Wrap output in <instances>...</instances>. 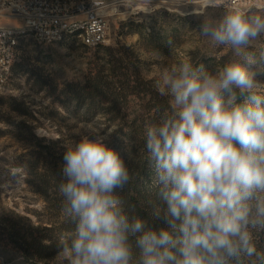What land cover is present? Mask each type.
Returning a JSON list of instances; mask_svg holds the SVG:
<instances>
[{
  "label": "clouds",
  "instance_id": "9594fccd",
  "mask_svg": "<svg viewBox=\"0 0 264 264\" xmlns=\"http://www.w3.org/2000/svg\"><path fill=\"white\" fill-rule=\"evenodd\" d=\"M201 31L242 56L264 32V17L230 14ZM155 88L169 97L170 112L146 124L143 138L163 202L154 215L166 226L129 218L115 194L129 180L123 160L106 136H83L62 156L58 191L73 222L72 236L60 238L67 264H133L130 236L138 264L264 255L253 243V230H264V94L254 75L238 61L214 74L182 62L165 69ZM236 90L247 94L243 103Z\"/></svg>",
  "mask_w": 264,
  "mask_h": 264
},
{
  "label": "rangeland",
  "instance_id": "374dc122",
  "mask_svg": "<svg viewBox=\"0 0 264 264\" xmlns=\"http://www.w3.org/2000/svg\"><path fill=\"white\" fill-rule=\"evenodd\" d=\"M60 1L102 2L99 12L108 28L100 47L84 46L75 40L41 45L31 36L19 40L9 93L0 92V218L13 211L28 219L24 220L28 230L29 224L37 226L44 221L46 203L29 183L22 156L43 146L55 151L66 149L83 136L108 138L105 132L113 123L100 113L85 115L62 92L67 84L84 81L97 64L108 67L104 47H121L119 55L133 62L138 74L153 88L165 69L182 62L191 63L197 72L214 74L224 64L238 61L254 75L264 94V32L249 41L245 55L237 56L230 46L217 44L201 31L202 25L218 26L230 14L264 17V0ZM0 25L18 27L22 22L0 18ZM249 54L252 63L246 59ZM224 95L227 98V93ZM145 103L132 97L128 106L135 110ZM150 169L153 184V163ZM7 230L0 225V264H67L59 246L45 259L27 257L19 241L7 237ZM138 261L139 255L133 258V264Z\"/></svg>",
  "mask_w": 264,
  "mask_h": 264
},
{
  "label": "trees",
  "instance_id": "16d2710c",
  "mask_svg": "<svg viewBox=\"0 0 264 264\" xmlns=\"http://www.w3.org/2000/svg\"><path fill=\"white\" fill-rule=\"evenodd\" d=\"M104 48L108 52V67L97 64V67L90 69L84 81L71 82L62 92L71 97L85 115L100 113L109 124L113 123L110 124V131L105 129V133H108L106 142L118 152L129 172L128 182L115 190L125 213L130 219L143 218L152 227L166 226L163 220L154 215L158 209L163 208V202L158 194L157 181L151 184L150 168L153 162L145 148L143 129L146 124L159 121L170 112L169 97L160 95L138 74L133 62H128L119 55L121 47L117 50ZM236 91L239 102L243 103L247 94L239 96L238 90ZM132 97L145 100L146 103L131 110L128 104ZM64 151L65 149L55 151L43 146L22 156V165L30 177L29 183L46 203V215L42 218L44 221L37 226L29 224L28 230L24 222L28 219L13 211L7 217L0 218V225H5L8 229L7 237L17 239L19 248L27 257L45 259L56 251V246L61 247V237L68 239L72 236L73 222L62 212L64 202L58 191L63 180L61 166ZM129 242L133 258L136 259L139 251L135 245V237L130 236ZM253 243L257 253L264 254V230H253ZM227 264H264V255H242L239 260L229 259Z\"/></svg>",
  "mask_w": 264,
  "mask_h": 264
},
{
  "label": "built area",
  "instance_id": "2783aa9c",
  "mask_svg": "<svg viewBox=\"0 0 264 264\" xmlns=\"http://www.w3.org/2000/svg\"><path fill=\"white\" fill-rule=\"evenodd\" d=\"M103 3L91 1L81 7L62 8L58 4H44V0H9L6 14L0 18H15L21 26L0 25V92L9 93L8 85L12 76V65L17 50L12 49L14 31L24 26H36L41 34V45L55 43L53 33L61 32L62 26L87 25L92 47L96 39H105L108 23L99 10Z\"/></svg>",
  "mask_w": 264,
  "mask_h": 264
},
{
  "label": "bare ground",
  "instance_id": "6f19581e",
  "mask_svg": "<svg viewBox=\"0 0 264 264\" xmlns=\"http://www.w3.org/2000/svg\"><path fill=\"white\" fill-rule=\"evenodd\" d=\"M18 1V0H11ZM85 2L76 4H64L60 0H44V4H58L62 8H75L81 7ZM9 8V0H0V14H6ZM31 36L37 42L41 43V34H37L36 26H24L17 28L14 31V40L12 42V49L17 50L19 40L22 37ZM69 40H75L84 46L92 47V40L89 38V27L87 25H75V26H62L61 32L53 33V41L65 42ZM105 39H96L94 41V47L104 44Z\"/></svg>",
  "mask_w": 264,
  "mask_h": 264
}]
</instances>
